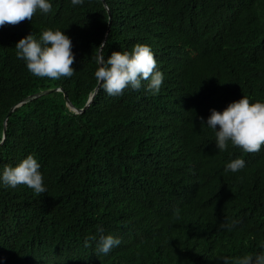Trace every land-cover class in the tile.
<instances>
[{
    "label": "trees",
    "instance_id": "1",
    "mask_svg": "<svg viewBox=\"0 0 264 264\" xmlns=\"http://www.w3.org/2000/svg\"><path fill=\"white\" fill-rule=\"evenodd\" d=\"M49 2L0 27V172L32 154L47 188L0 183V264H232L264 251V145L221 152L207 127L210 109L264 102V0ZM46 27L72 41L70 78L36 77L16 56ZM103 41L105 58L150 46L159 92L96 91ZM236 158L245 167L225 171ZM98 227L121 240L107 255L84 247Z\"/></svg>",
    "mask_w": 264,
    "mask_h": 264
},
{
    "label": "clouds",
    "instance_id": "2",
    "mask_svg": "<svg viewBox=\"0 0 264 264\" xmlns=\"http://www.w3.org/2000/svg\"><path fill=\"white\" fill-rule=\"evenodd\" d=\"M83 0H71L73 6L81 5ZM37 10L47 14L52 10L49 0H0V27L15 26L25 20L32 21ZM107 42L97 46L95 62L98 65L94 72L96 91H103L112 97L123 95L128 88L139 90L144 84L146 92L156 94L163 84L164 76L157 69V62L150 46L135 43L131 50L112 51L105 58L104 49ZM16 56L23 60L27 70L39 78L59 80L70 78L75 74L72 65L75 62L72 52V41L63 31L56 28H44L39 38L28 34L20 38L15 44ZM203 123V118H201ZM207 127L215 132V143L218 151H225L229 142L245 153H257L264 145V102L256 100L250 102L247 96L228 103L222 110L210 109L207 117ZM4 137L0 136V142ZM245 167L241 158L232 159L226 164L225 171L238 172ZM40 164L32 154L20 159L14 166L5 164L0 172V183L5 187L16 188L24 185L33 193L40 196L47 193L43 176L39 171ZM179 218V209L174 211ZM223 223L221 228L231 230L235 225ZM98 235L85 238L84 247H91L95 242V253L107 255L114 247L121 244V240L112 235L104 234L102 227L97 228ZM264 247V246H262ZM223 264H230L229 257H216ZM232 264H264V251L248 253L235 258Z\"/></svg>",
    "mask_w": 264,
    "mask_h": 264
},
{
    "label": "water",
    "instance_id": "3",
    "mask_svg": "<svg viewBox=\"0 0 264 264\" xmlns=\"http://www.w3.org/2000/svg\"><path fill=\"white\" fill-rule=\"evenodd\" d=\"M55 90H59V91H61V89L60 88H57V89H55ZM47 93V92H46ZM64 98L66 99V101H67V104L69 105V106H71L70 105V101L68 100V97H67V95L66 94H64ZM91 98L92 97H90V99L88 100V102H87V104L85 105V107L84 108H82V109H76V108H74V110L76 111V112H81V111H83L87 106H88V104L90 103V101H91Z\"/></svg>",
    "mask_w": 264,
    "mask_h": 264
}]
</instances>
